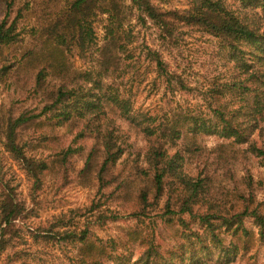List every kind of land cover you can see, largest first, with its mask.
<instances>
[{
	"label": "trees",
	"instance_id": "1",
	"mask_svg": "<svg viewBox=\"0 0 264 264\" xmlns=\"http://www.w3.org/2000/svg\"><path fill=\"white\" fill-rule=\"evenodd\" d=\"M0 1L6 5L5 17L0 21L1 53L17 42L23 10L11 19L12 9L19 0ZM130 1L132 5H127L125 0H70L58 9L57 0H40L44 21H39L34 35H39L41 46L37 52L25 53L24 58L28 62L40 61L36 76L39 88L44 87L49 76L58 81L57 88L44 87L48 100L38 114L12 116L0 123L4 126L1 130L6 151L35 186L48 165L26 155L19 142L21 132L46 115L60 124L83 121L86 128L93 126L95 146L81 174L91 175L99 193L115 184L112 194L133 202L135 208L129 218L135 219L137 224L126 230L125 242L105 241L96 235L95 228L124 218L113 212L109 214L94 203L87 209L77 208L54 215L46 226L29 229L28 236L44 249L55 248L62 252L66 259L59 264H206L212 260L232 264L239 253L252 248L256 234L248 227V221H252L264 243V204L255 194L253 176L247 170L237 178L233 170L228 169L229 165L235 167L230 163L237 159L236 153L230 163L222 154L214 164L215 171L191 174L186 168V158L203 156L202 150L196 144L180 150L177 142L187 139L184 134L188 131L193 135H215L239 145H249V151L264 160V150L257 148L251 139L259 123H264V0H233L239 4L235 10L229 0H192L190 8L182 15L178 11L163 12L152 0ZM56 9L59 12H54ZM100 14L107 16V24L103 43L96 47L94 21ZM133 17L140 25L152 22L163 36L172 34L173 17L183 25L198 28L222 42L234 70L232 77L213 91L218 94L214 100L218 105L210 108L212 118L173 116L166 125L156 126L152 124L154 118H149L148 124L142 127L149 144L146 166L137 168L140 177L119 179L114 172L126 150L106 118V107L115 109L121 118L131 123H141L130 115L131 102L118 92H104L102 80L115 77L120 72L122 57L130 55L133 41L128 27ZM67 53L89 60L92 69L72 71ZM145 55L166 87L193 91L176 71L169 69L160 51L147 47ZM13 67L14 64L4 65L2 75L17 71H12ZM228 94L242 103L236 109V118L227 117L225 104L219 103ZM101 117L106 120L103 124H100ZM70 155L71 149L63 151L59 160L66 162ZM220 168L233 187L216 191L215 176ZM4 190L7 192L0 196V252L14 248L22 227L33 213L25 202L17 201L10 190ZM158 211L159 217L153 219ZM146 220L152 221L153 229L172 230L174 239L182 240L179 249L183 253L180 256L165 253L155 231L148 234L142 228ZM132 244L143 249L133 261L120 252Z\"/></svg>",
	"mask_w": 264,
	"mask_h": 264
},
{
	"label": "rangeland",
	"instance_id": "2",
	"mask_svg": "<svg viewBox=\"0 0 264 264\" xmlns=\"http://www.w3.org/2000/svg\"><path fill=\"white\" fill-rule=\"evenodd\" d=\"M57 1H59V9L65 7L70 0ZM125 1L127 5H132L130 0ZM152 2L163 12L178 11L180 15L192 4V0H152ZM228 3L234 10L239 8V4L234 3L233 0H229ZM42 7L40 0H19L12 9L11 19L17 16L20 9L23 10V19L18 22L20 36L17 42L4 48L0 53V120L22 114L28 116L38 114L48 100L43 93L44 87L57 88L58 81L50 76L44 87L39 88L36 85V76L41 63L39 60L28 62L24 58L25 53L33 50L37 52L41 46L40 37L34 35V30L39 21H44ZM54 12L59 11L56 9ZM5 14L6 5L0 1V21ZM178 21L173 17L172 34L163 36L152 22L140 25L136 17H133L128 27L133 41L129 47L130 55L122 57L120 72L115 77L102 80L104 92L107 94L118 92L131 102L130 115L135 118V121L141 123V125L131 123L121 118L115 109L106 107V118L111 121L120 143L126 150L114 172L119 179L140 177L136 173L137 168L146 166L145 154L149 144L142 127L148 124L149 118H154L152 124L155 126L166 125L173 116L188 115L210 119L212 118L210 116H214L210 108L218 105L214 102L218 94L213 91L220 88L222 82L232 77L234 64L230 61L222 42L198 28L183 25ZM106 24V15L100 14L95 18L96 47H100L103 43ZM147 47L160 51L169 69L176 71L186 84L193 88V91L181 92L166 87L161 79L157 78L154 64L145 55ZM66 56L72 71L84 72L92 69L89 60L82 59L75 53H67ZM8 64H14L12 71H17L3 76L1 68ZM22 65L23 68H19ZM219 103L225 104L223 105L225 114L230 118H236L238 114L236 109L242 104L231 94L223 97ZM50 117L51 115H46L37 119L19 135L20 145L26 155L44 161L48 165L37 186L6 151L5 138L1 130L4 126L0 123V196L4 194L3 192H7L4 189H8L17 201L25 202L26 207L33 210L26 225L22 227L14 248L0 252V264H59L60 261L63 262L66 256L62 252L55 248L44 249L40 244H35L28 236V231L39 226H46L54 215L66 213L72 209H87L95 203L109 214L113 212L123 216L124 219L121 221L109 222L107 225L95 228L96 235L105 241L115 239L125 242L126 230L137 224L135 219L129 218V214L135 208L133 202L124 201L117 194H112L115 184L99 193L91 175L81 174L87 156L95 146L91 133L93 126L89 125L90 129L86 128L83 121L60 124L57 119ZM105 121L103 117L100 118V124ZM214 121L216 122L215 119ZM259 125V129L251 139L257 148L264 150V123ZM184 138L187 139L177 142L178 149L187 150L191 145L196 144L203 155H191L186 158V168L191 174L205 170L215 171L214 164L222 154L230 163V159L236 153L237 159L230 163L232 165L234 163L235 167L229 165L228 169L233 170L237 178L249 170L253 176L257 199L264 204V160L249 151V145H239L230 139L204 133L193 135L190 131L185 132ZM68 149H71V155L67 161H60L59 155ZM225 178L226 175L220 168L215 176L216 191L224 190L226 186L233 187L232 183ZM159 215L160 212H156L153 219ZM247 225L256 234L252 248L246 253H239L232 264H264V243L260 241L252 221H248ZM142 228L146 229L148 234L155 231L157 241L162 243L165 253H174L176 256L183 253L179 249L182 240L174 239L172 230L153 229L155 225L151 220H146ZM142 250L132 244L120 249V252L130 256L133 261L139 257ZM13 256L14 258L11 259ZM206 264L219 263L212 260Z\"/></svg>",
	"mask_w": 264,
	"mask_h": 264
}]
</instances>
